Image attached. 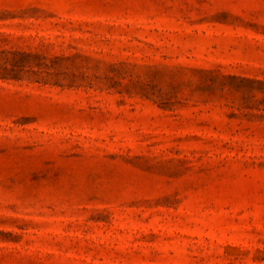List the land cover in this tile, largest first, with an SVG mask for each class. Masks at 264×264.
Wrapping results in <instances>:
<instances>
[{"label": "rangeland", "instance_id": "rangeland-1", "mask_svg": "<svg viewBox=\"0 0 264 264\" xmlns=\"http://www.w3.org/2000/svg\"><path fill=\"white\" fill-rule=\"evenodd\" d=\"M0 264H264V0H0Z\"/></svg>", "mask_w": 264, "mask_h": 264}]
</instances>
